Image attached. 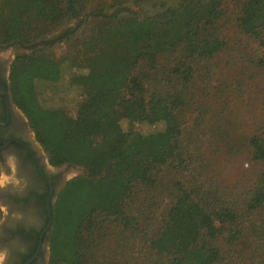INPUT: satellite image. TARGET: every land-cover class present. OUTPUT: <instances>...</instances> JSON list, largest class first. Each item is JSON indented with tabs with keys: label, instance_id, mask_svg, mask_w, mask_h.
<instances>
[{
	"label": "trees",
	"instance_id": "obj_1",
	"mask_svg": "<svg viewBox=\"0 0 264 264\" xmlns=\"http://www.w3.org/2000/svg\"><path fill=\"white\" fill-rule=\"evenodd\" d=\"M93 1L0 0V44L33 48L65 26L56 38L68 44L65 55L21 54L11 77L14 100L50 164L88 171L67 182L54 202L49 264H264V238L252 242L259 227L239 221L217 198L175 183L161 218L157 213L167 190L164 168L175 167L182 150L186 91L172 96V87L191 81L197 60L226 48L222 29L233 0H114L136 2L140 10L100 8L67 28ZM237 1L230 27L263 50L259 70L246 66L249 79L262 77L264 0ZM65 69L82 91L75 121L45 106L38 93L41 83L58 82ZM161 123L162 129L155 127ZM143 125L154 128L143 132ZM244 146L261 166L247 210L264 211V124ZM138 239L145 248L141 262L129 254Z\"/></svg>",
	"mask_w": 264,
	"mask_h": 264
},
{
	"label": "rangeland",
	"instance_id": "obj_2",
	"mask_svg": "<svg viewBox=\"0 0 264 264\" xmlns=\"http://www.w3.org/2000/svg\"><path fill=\"white\" fill-rule=\"evenodd\" d=\"M237 2L230 1L226 7L229 11L227 10L222 29L226 48L211 59L197 60L193 64L191 81L180 88L177 87L178 89L172 87V96L180 94L179 89L186 91L180 139L182 150L181 158L175 159V167L164 168L166 176L162 180V186L167 190L163 191V200L158 202L157 213L161 218L163 210L170 203L171 195L168 190L174 188L175 183H179L188 190H195L201 197L217 198L220 203L229 205L237 211L240 215L239 221L245 222L248 226L259 227V234L252 236V242H255L264 238L260 233L261 229L264 231V211L249 212L245 200L254 187L261 166L248 159L244 145L246 137L259 134L264 124V76L259 77L255 74L254 78L249 79L251 77L246 66L250 63L251 68L259 70L256 64L263 50L257 43L236 34L230 27L233 25L232 19L237 17ZM117 6L140 10L136 2L93 1L85 7L84 14L73 19L66 27L81 24L86 20V14L96 9L102 8L110 13ZM63 27L49 36L46 39L47 43L36 44L33 48L17 45L16 54L20 56L40 51L48 58L58 60L65 55L68 46L56 39L61 35ZM71 73L69 69H65L58 82L41 83L38 86V93L45 106L62 109L69 120L75 121L82 91L70 84ZM122 126L124 129L130 127L126 121L122 122ZM150 126L143 125L141 129L147 132L151 127L154 128ZM155 127L162 129L164 125L161 123ZM77 132L78 129L73 127L71 134ZM45 158L47 159V156ZM12 164L13 162L9 163L10 172L0 164V172L9 177V182L3 188L11 186L19 189L22 186L21 176L16 169L13 173ZM77 167L84 169L82 173H77L75 170ZM56 169L57 172L48 170L52 174L66 170L65 175L72 174L76 178L88 175L87 169L83 166L64 165ZM17 180L19 183H16ZM6 214L7 207L0 198V225ZM35 222L37 227H41L43 219ZM143 247L141 239H138L136 247L132 251L128 249L129 254L141 262L145 259ZM118 252L117 257L123 256L121 251ZM110 258L111 256L108 259Z\"/></svg>",
	"mask_w": 264,
	"mask_h": 264
},
{
	"label": "flooded vegetation",
	"instance_id": "obj_3",
	"mask_svg": "<svg viewBox=\"0 0 264 264\" xmlns=\"http://www.w3.org/2000/svg\"><path fill=\"white\" fill-rule=\"evenodd\" d=\"M16 48L17 45L0 44V164L9 171V163L13 162L22 186L0 189L1 201L7 207L0 225V249L6 253L4 264H27L31 259L29 264H49L46 209L48 201L53 202L60 192L66 170L49 172V167L62 166L50 164L27 115L14 100L11 77L18 57ZM39 219H43L41 227L36 226Z\"/></svg>",
	"mask_w": 264,
	"mask_h": 264
},
{
	"label": "water",
	"instance_id": "obj_4",
	"mask_svg": "<svg viewBox=\"0 0 264 264\" xmlns=\"http://www.w3.org/2000/svg\"><path fill=\"white\" fill-rule=\"evenodd\" d=\"M49 169L53 172H57L58 169L56 168H52V167H49ZM75 170L77 171V173H82V170H84L83 168L81 167H77L75 168ZM76 178V176H72V174H69V175H65L64 177V182L61 184V187L60 189L64 188V186L66 185L67 182H69L70 180ZM56 200V199H55ZM55 200L52 202L51 199L48 201V204H47V210H48V225L47 227L45 228V231H49L50 228L52 227V223H53V215H52V212H53V205H54V202ZM32 261V259L27 263L29 264L30 262Z\"/></svg>",
	"mask_w": 264,
	"mask_h": 264
},
{
	"label": "clouds",
	"instance_id": "obj_5",
	"mask_svg": "<svg viewBox=\"0 0 264 264\" xmlns=\"http://www.w3.org/2000/svg\"><path fill=\"white\" fill-rule=\"evenodd\" d=\"M10 159L14 161V157H10ZM11 167L14 173L15 164L13 163ZM7 182H9V177L6 176L3 172H0V188H3ZM16 183H19V181L17 180ZM5 259H6V253L0 252V264H4Z\"/></svg>",
	"mask_w": 264,
	"mask_h": 264
}]
</instances>
